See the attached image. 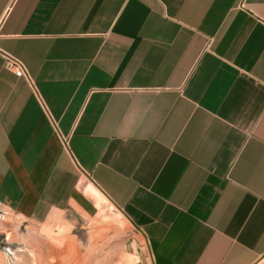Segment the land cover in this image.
Instances as JSON below:
<instances>
[{
  "label": "crops",
  "instance_id": "crops-1",
  "mask_svg": "<svg viewBox=\"0 0 264 264\" xmlns=\"http://www.w3.org/2000/svg\"><path fill=\"white\" fill-rule=\"evenodd\" d=\"M98 199L103 264H264V0H0V230Z\"/></svg>",
  "mask_w": 264,
  "mask_h": 264
},
{
  "label": "rangeland",
  "instance_id": "rangeland-1",
  "mask_svg": "<svg viewBox=\"0 0 264 264\" xmlns=\"http://www.w3.org/2000/svg\"><path fill=\"white\" fill-rule=\"evenodd\" d=\"M98 203V214L91 219L90 226L77 214L69 213L65 220L43 232L47 243L42 245L41 252L35 239L32 240L33 233L38 231H31L10 217L9 241L0 234V264H103L97 260L98 253L111 252L115 236L121 234V243H124L134 234L132 226L110 203L103 199H98ZM6 231L4 228L0 230ZM51 246L57 249V254L52 256L48 253ZM66 251L71 254L68 259ZM88 251L90 259L86 255L82 260L81 256ZM122 252L123 261L119 264H135L132 256L124 250Z\"/></svg>",
  "mask_w": 264,
  "mask_h": 264
},
{
  "label": "built area",
  "instance_id": "built-area-1",
  "mask_svg": "<svg viewBox=\"0 0 264 264\" xmlns=\"http://www.w3.org/2000/svg\"><path fill=\"white\" fill-rule=\"evenodd\" d=\"M4 58L6 60L7 66L15 71L17 77L28 78L30 80L29 73L20 60L9 54H5ZM65 144H67V142H65Z\"/></svg>",
  "mask_w": 264,
  "mask_h": 264
},
{
  "label": "bare ground",
  "instance_id": "bare-ground-1",
  "mask_svg": "<svg viewBox=\"0 0 264 264\" xmlns=\"http://www.w3.org/2000/svg\"><path fill=\"white\" fill-rule=\"evenodd\" d=\"M90 190H91V189H90ZM93 191H94V190H93ZM93 191H92V193H93ZM94 192H95V191H94ZM128 221H129V220H128ZM0 225H1V224H0ZM6 229H7V228H6ZM10 231H11L10 229L7 230V234H8L9 237H10V235H11V234H10ZM35 234H36V233H33V236H32V240H33V241H34V238H35L36 236H38V235H35ZM36 241H37V239H36ZM36 241H35V242H36ZM38 242H39V241H38ZM40 243H41V242H40ZM37 244H38V243H37ZM38 245H39V244H38ZM40 245L42 246V244H40ZM40 245H39V247H40ZM43 246H45V245L43 244ZM40 248H41V247H40ZM43 248H44V247H43ZM43 248H42V249H43ZM40 250H41V249H40Z\"/></svg>",
  "mask_w": 264,
  "mask_h": 264
}]
</instances>
